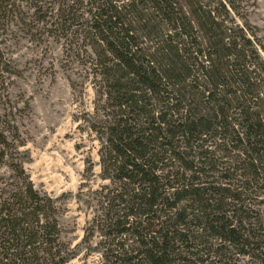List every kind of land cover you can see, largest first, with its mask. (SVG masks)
<instances>
[{
	"label": "trees",
	"instance_id": "1",
	"mask_svg": "<svg viewBox=\"0 0 264 264\" xmlns=\"http://www.w3.org/2000/svg\"><path fill=\"white\" fill-rule=\"evenodd\" d=\"M87 1L79 16L112 116L101 156L102 177L115 186L106 194L105 263L208 264L212 252L199 249L206 235L264 264L262 217L248 222L235 208L264 196V46L233 22L229 0ZM210 147L234 166L217 170L225 173L217 181H208ZM8 148L0 131V163ZM13 172L20 185L0 190V264H68L56 250L54 201L21 165Z\"/></svg>",
	"mask_w": 264,
	"mask_h": 264
},
{
	"label": "rangeland",
	"instance_id": "2",
	"mask_svg": "<svg viewBox=\"0 0 264 264\" xmlns=\"http://www.w3.org/2000/svg\"><path fill=\"white\" fill-rule=\"evenodd\" d=\"M229 1L233 22L240 27L247 23L264 46V0ZM87 2L0 0V131L10 142L0 163V190L20 185L13 167L21 165L33 189L54 201L62 243L56 250L70 257L68 264H106L103 243L109 239L103 221L111 197L106 194L115 188L102 177L104 133L112 116L96 67L95 43L82 28L86 16H79ZM209 149L214 170L230 167L231 174L232 163L214 147ZM213 172L208 181L225 174ZM260 194L242 197L235 208L247 213L248 222L262 217L264 226ZM201 243L199 249L212 252L208 264H258L250 253L219 246L206 235ZM203 252L197 257L205 259ZM190 259L189 264H196Z\"/></svg>",
	"mask_w": 264,
	"mask_h": 264
}]
</instances>
